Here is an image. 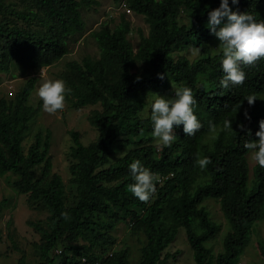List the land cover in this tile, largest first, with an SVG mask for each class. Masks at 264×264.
Segmentation results:
<instances>
[{
	"label": "trees",
	"instance_id": "obj_1",
	"mask_svg": "<svg viewBox=\"0 0 264 264\" xmlns=\"http://www.w3.org/2000/svg\"><path fill=\"white\" fill-rule=\"evenodd\" d=\"M20 1L22 9L0 0L2 73L9 72L16 60L37 68L60 60L68 53L66 39L83 29L81 8L97 5L96 0ZM220 2L124 0L126 8L143 16L148 25L147 36L139 34L137 50L127 38L129 22L121 15L113 28L103 24L92 33L98 58L66 64L61 78L72 89L66 97L70 107H100L88 116L97 133L94 141L83 145L80 134L70 132L67 191L60 176L51 173L50 132L36 133L26 150L22 145L40 111L39 104H28L36 79L29 78L14 99H0V173L16 176V192L26 196L30 208L47 213L42 221L27 222L39 235V242L33 244L40 258L36 264H81V258L88 264H134L129 245L114 250L113 232L120 222L127 224L129 235L139 243L136 264H165L175 258L176 253L166 250L180 228L195 264L238 260L252 227L264 221V168L253 166L249 186V151L244 148L246 141L256 139L259 121L264 119V60L241 66L246 73L243 85L221 87L222 52L211 49L213 44L219 46V40L208 27L209 12ZM229 7L264 22V0L237 4L229 0ZM34 22L44 31L33 30ZM189 49L199 51L192 61L175 54ZM137 64L142 65L140 70ZM172 85L193 90L194 113L202 127L192 136L183 132V125L176 127L173 145L156 151L151 106L147 117L141 113L147 97L168 93ZM250 94L257 97L252 106L245 99ZM225 119L232 121L233 131L223 130ZM210 123L217 131L207 144L204 138L211 131ZM198 154L212 160L203 171L195 164ZM134 160L161 178L150 203L140 202L128 191L134 182L129 168ZM207 199L219 200L228 227L216 255L206 247L220 229L204 205ZM2 208L0 202V212ZM63 212L69 220L61 216ZM256 245L264 261V242ZM19 261L25 264L23 258Z\"/></svg>",
	"mask_w": 264,
	"mask_h": 264
},
{
	"label": "rangeland",
	"instance_id": "obj_2",
	"mask_svg": "<svg viewBox=\"0 0 264 264\" xmlns=\"http://www.w3.org/2000/svg\"><path fill=\"white\" fill-rule=\"evenodd\" d=\"M97 5L89 8H81V19L83 29L80 33L70 36L66 39L68 53L60 60L45 67H34L27 61L16 60L11 65L10 71L7 73L0 72V99L12 100L15 94L22 88L29 78L36 79L35 88L29 98L28 104L36 107L40 105V111L30 123L28 131L22 145L26 150L33 143L36 133L44 134L45 131L50 132L49 153L51 157V173L60 176L63 184L68 190L69 166L71 163L70 150L73 147L70 132L80 134V142L87 145L96 139V130L88 123V116L94 109H100L98 105L87 106L79 110L72 109L69 103L63 111L56 115H49L43 111V102L37 95L38 88L45 78L62 79L61 76L66 72V64L72 61L80 63L83 58H98L99 49L92 37V33L106 24L113 28L120 20V16L124 15L129 22L130 30L127 36L134 52L138 48L139 34L147 36L148 25L144 21L143 16L138 15L128 10L124 4V0L114 2L113 0H96ZM7 3L12 4L16 9H22L24 6L20 0H7ZM33 30L44 31V28L37 23H32ZM219 46L211 45L212 50H219ZM198 50L189 49L183 52H175L176 55L185 56L192 61L198 55ZM140 70L142 65L137 64ZM177 88L172 85L168 93L159 94L166 98H173L174 90ZM157 95L147 97V106L142 111L141 116L147 117L150 106ZM216 131H210L204 138L208 144L215 137ZM153 145L156 151L155 140ZM249 168V186L252 181V168L256 164L251 159V153L246 156ZM36 173H38L36 171ZM16 176L10 173H0V202H3V208L0 212V264H20V259L23 258L25 264H36L40 261L39 254L35 250L33 244L39 242V235L33 231L27 222L42 221L47 217V213L34 210L26 203V196L18 194L13 188V182ZM204 205L210 212L211 218L219 225L218 235L206 243V247L210 248L212 253L216 255L222 250V239L226 234L228 227L220 210L219 200L207 199ZM10 223V224H9ZM11 225V226H10ZM10 226V227H9ZM114 236L116 244L114 250L119 249L121 245L127 244L131 247V260L136 264L139 243L136 237L129 235L128 227L125 222H120L115 230ZM139 242L142 243L143 237H139ZM264 242V221L255 223L252 227V233L249 242L246 244L242 254L239 256L235 264H264V261L257 252V243ZM80 243V242H79ZM59 250H55L57 253ZM169 253H176L175 258L168 259L165 264H195L192 256V251L187 243L184 230L180 228L174 242L166 250Z\"/></svg>",
	"mask_w": 264,
	"mask_h": 264
},
{
	"label": "clouds",
	"instance_id": "obj_3",
	"mask_svg": "<svg viewBox=\"0 0 264 264\" xmlns=\"http://www.w3.org/2000/svg\"><path fill=\"white\" fill-rule=\"evenodd\" d=\"M239 0H232L237 4ZM208 27L219 40L222 52V70L224 76L221 87L228 89L230 86L243 85L246 73L244 66H254L258 61L264 60V22H257L255 17L248 13L234 12L229 7V0H221L220 6L208 15ZM163 79V75H160ZM72 89L62 79L45 78L38 88L37 95L43 102V111L49 115H56L66 107V97ZM173 98L169 99L160 95L154 98L151 104L150 119L153 124L152 137L157 148H170L176 141L174 129L183 125V132L192 136L198 132L202 124L194 113L193 90L187 86L177 87ZM250 106L254 105L257 97L250 94L245 98ZM245 117L250 119L247 111ZM232 121L225 119L222 128L224 131H233ZM212 131L216 125H209ZM243 130V126L241 125ZM256 139L244 143V148L251 153V159L264 168V119L259 121V130L255 133ZM212 160L208 156L196 157L195 164L203 171ZM133 183L128 185V191L142 203H150L155 195L156 185L161 178L145 167L140 160H134L130 165ZM65 220L70 216L67 212L61 213Z\"/></svg>",
	"mask_w": 264,
	"mask_h": 264
},
{
	"label": "built area",
	"instance_id": "obj_4",
	"mask_svg": "<svg viewBox=\"0 0 264 264\" xmlns=\"http://www.w3.org/2000/svg\"><path fill=\"white\" fill-rule=\"evenodd\" d=\"M170 176H171V174L168 175V176H166V178H168V177H170ZM57 253H60V251H57ZM81 264H88V263L86 262V259H85V258H81ZM95 264H97V263H95Z\"/></svg>",
	"mask_w": 264,
	"mask_h": 264
}]
</instances>
